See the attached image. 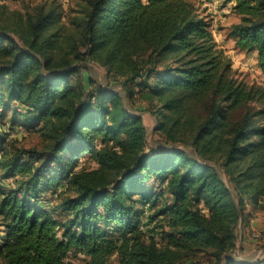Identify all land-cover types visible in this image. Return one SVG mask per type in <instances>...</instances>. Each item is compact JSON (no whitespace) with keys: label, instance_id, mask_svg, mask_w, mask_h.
<instances>
[{"label":"trees","instance_id":"obj_1","mask_svg":"<svg viewBox=\"0 0 264 264\" xmlns=\"http://www.w3.org/2000/svg\"><path fill=\"white\" fill-rule=\"evenodd\" d=\"M228 1L236 47L255 49L264 72V0ZM78 23L85 49L72 46L75 59L123 77V92L85 90L72 77L79 67L56 57L60 12L16 20L10 29L23 46L0 30L2 263L74 264L75 252L84 257L76 264H184L198 255L264 264L235 255L244 201L264 207V90L232 74L187 0H87ZM125 97L151 103L165 147L147 148L142 116ZM17 124L39 131L42 148L9 142L4 127ZM81 158L93 164L79 168ZM63 182L72 194L46 205L41 190ZM156 206L159 241L141 225Z\"/></svg>","mask_w":264,"mask_h":264},{"label":"rangeland","instance_id":"obj_2","mask_svg":"<svg viewBox=\"0 0 264 264\" xmlns=\"http://www.w3.org/2000/svg\"><path fill=\"white\" fill-rule=\"evenodd\" d=\"M187 1L192 3L199 15L206 18L210 23V30L217 48L229 60L232 74L248 86L260 87L264 90V72L258 64L257 51L255 49L242 50L235 45V39L231 33V25L238 21V15L233 9L234 3L228 0ZM86 7L87 0H0V30H5L6 34L14 38L20 46H23L21 38L10 29L16 20L19 18L26 20L28 15L36 14L39 9L43 11L54 9L60 12L61 23L65 26V36L62 39L63 45L56 53V57L68 58L73 61L74 66L79 67L78 72L73 74L72 77L82 79L85 90H93L96 83H99L106 88H113L123 92L121 87L123 77L109 76L105 67L91 58L87 57L85 60L78 61L71 51L72 46H78L80 51L85 49L79 43L82 26H79L78 22L82 21ZM89 78L95 83L91 82L89 84ZM137 80L139 81L140 78H137ZM132 85L134 84L130 82L128 86ZM124 99L132 110L139 111L142 116L143 123L146 127L147 148L165 147L162 143V134L154 129L156 120L155 116L151 113V103L138 98L134 102L127 101L126 97ZM4 128L5 130H9V142L13 141V144L17 147L41 149L44 145V138L39 131L28 129L26 126L20 124L15 125L13 129H9L8 126ZM92 164L91 161L81 158L79 168L89 167ZM221 175L225 182L228 183L226 175L223 172ZM1 181L11 184L13 179ZM152 183L154 184L152 180L147 182L148 185ZM157 188V183H155V190ZM67 194L72 193L67 190V186L63 182L48 188H43L40 192V199L46 202V205L51 206L50 204H54L56 201L58 202L61 196ZM156 208L157 206L144 210L141 225L147 234L148 232L153 233L156 240L159 241L161 215H155ZM252 220H256L257 225H251L250 222ZM236 236L237 249L235 255L237 257L239 256L249 261L264 259V207H258L247 200L244 201V209L236 229ZM83 258L82 254L75 252L69 253L67 257L74 264L81 262ZM115 260L116 257L113 256L111 261L115 262ZM0 264H3L1 260ZM184 264H210V261L208 257L198 255L196 257L186 258Z\"/></svg>","mask_w":264,"mask_h":264},{"label":"crops","instance_id":"obj_3","mask_svg":"<svg viewBox=\"0 0 264 264\" xmlns=\"http://www.w3.org/2000/svg\"><path fill=\"white\" fill-rule=\"evenodd\" d=\"M250 224H251V225H255V224L257 225V221H256V220H252V221L250 222ZM258 226H259V225H258Z\"/></svg>","mask_w":264,"mask_h":264}]
</instances>
